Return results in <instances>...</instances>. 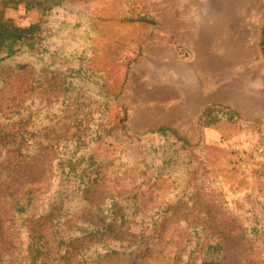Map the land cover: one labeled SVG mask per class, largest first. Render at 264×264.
I'll list each match as a JSON object with an SVG mask.
<instances>
[{
  "label": "trees",
  "instance_id": "1",
  "mask_svg": "<svg viewBox=\"0 0 264 264\" xmlns=\"http://www.w3.org/2000/svg\"><path fill=\"white\" fill-rule=\"evenodd\" d=\"M63 1L0 0V182L35 156H52L40 202L27 195L12 214L16 247L0 254V264H223L222 238L209 228L218 214L241 223L260 252L251 263L264 264V194L228 188L219 169L202 158L201 137L189 142L165 125L126 133L110 115L122 107L119 96L86 64L91 31L80 35L79 22L50 19L56 27L42 34ZM19 5L38 9L40 19L19 26L4 17L5 8ZM127 18L155 23L147 15ZM258 44L264 59V21ZM5 65L22 80L4 97ZM222 119L235 123L242 116L210 103L198 127ZM132 185L161 189L154 214L129 201ZM84 211L93 222L82 220ZM171 223L184 233L164 240Z\"/></svg>",
  "mask_w": 264,
  "mask_h": 264
},
{
  "label": "rangeland",
  "instance_id": "2",
  "mask_svg": "<svg viewBox=\"0 0 264 264\" xmlns=\"http://www.w3.org/2000/svg\"><path fill=\"white\" fill-rule=\"evenodd\" d=\"M3 15L19 26L40 19L38 9L23 5L7 7ZM138 15L155 23L127 18ZM50 19L79 22L80 35L91 31L86 64L100 71L107 90L119 96L122 107L110 115L126 133L165 125L189 142L201 137L202 158L219 169L228 188L264 194V59L258 44L264 0H64L45 19V36L57 25ZM15 73L13 66L2 69L4 97L22 80ZM210 103L231 107L241 121L222 119L200 131L198 115ZM148 137L152 141L155 136ZM51 159L48 152L35 156L0 182L1 255L16 247L12 214L18 204L27 195L36 202L42 199ZM132 187L129 201L154 214L161 189ZM81 218L94 221L91 211L82 212ZM209 228L222 238L223 264L259 259L260 252L238 220L218 214ZM180 233L182 227L171 223L162 237L177 238ZM158 264L172 263L162 259Z\"/></svg>",
  "mask_w": 264,
  "mask_h": 264
}]
</instances>
